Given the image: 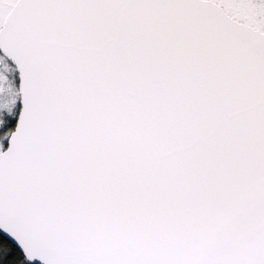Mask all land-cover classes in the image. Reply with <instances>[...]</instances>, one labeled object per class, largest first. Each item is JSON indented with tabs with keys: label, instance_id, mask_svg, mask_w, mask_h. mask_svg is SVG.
<instances>
[{
	"label": "snow or ice",
	"instance_id": "6c2138e0",
	"mask_svg": "<svg viewBox=\"0 0 264 264\" xmlns=\"http://www.w3.org/2000/svg\"><path fill=\"white\" fill-rule=\"evenodd\" d=\"M0 264H264V0H0Z\"/></svg>",
	"mask_w": 264,
	"mask_h": 264
}]
</instances>
